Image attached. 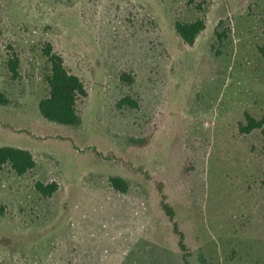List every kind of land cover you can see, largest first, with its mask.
Here are the masks:
<instances>
[{"label": "rangeland", "instance_id": "1", "mask_svg": "<svg viewBox=\"0 0 264 264\" xmlns=\"http://www.w3.org/2000/svg\"><path fill=\"white\" fill-rule=\"evenodd\" d=\"M190 1L0 0V146L37 162L0 166V264H264V138L240 131L264 118V0ZM200 3L189 46L175 21ZM46 43L87 86L79 128L39 113ZM128 95L137 109L118 106Z\"/></svg>", "mask_w": 264, "mask_h": 264}, {"label": "trees", "instance_id": "2", "mask_svg": "<svg viewBox=\"0 0 264 264\" xmlns=\"http://www.w3.org/2000/svg\"><path fill=\"white\" fill-rule=\"evenodd\" d=\"M193 2L195 1L191 0L190 4ZM196 6L200 16L195 20L188 22L175 21L177 35L189 46H193L199 35L206 29V13L209 7H203L201 3ZM224 23L225 20L219 21L215 30L216 40L220 43H223L228 36ZM42 52L48 66L44 76L48 92L38 103L39 113L48 122L79 128L83 124L79 103L89 96L87 86L81 77L67 68L63 58L54 51L52 44L46 43ZM7 65L8 70L12 73V78L18 79L20 77L19 57L17 55L9 57ZM120 78L124 82H133L131 75L126 73L121 74ZM8 104L9 100L5 97V94L0 93V105L8 106ZM118 106L120 108L127 106L131 109H137L139 104L136 99L128 95L121 99ZM245 118V124L240 125V131L243 134H250L255 130H259L264 138V118L257 119L250 113H246ZM146 142L147 140L134 141V143L139 145H143ZM1 165H9L17 175L23 176L34 170L37 162L33 152L28 149L0 146ZM109 183L112 188L120 193H127L131 187L130 181L121 176H110ZM35 188L44 197H52L59 190V185L54 182H37ZM163 208L173 219L175 215L172 208L166 203H163ZM175 231L179 233L176 227ZM180 236L183 237L182 234ZM181 245L182 247L185 246L183 243Z\"/></svg>", "mask_w": 264, "mask_h": 264}]
</instances>
